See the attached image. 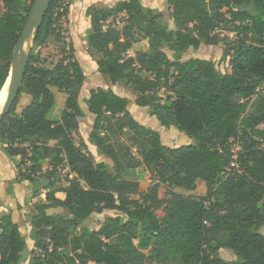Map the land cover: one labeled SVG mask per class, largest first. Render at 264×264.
Segmentation results:
<instances>
[{
	"label": "trees",
	"instance_id": "obj_1",
	"mask_svg": "<svg viewBox=\"0 0 264 264\" xmlns=\"http://www.w3.org/2000/svg\"><path fill=\"white\" fill-rule=\"evenodd\" d=\"M33 1L0 0V90ZM68 6L50 0L19 89L30 102L17 113L16 101L0 121V145L17 162L16 182L41 184L45 162L73 176L66 186L44 187V201L31 205L28 264H264V0H167L158 13L123 0L85 10L86 47L97 72L130 90L161 127L192 140L164 146L158 132L129 113L127 98L92 89L85 100L94 116L89 140L112 166L94 163L79 134L85 76L72 47L60 48L53 69L40 64L41 49L61 39L56 24ZM141 42L148 48L131 56ZM202 45L224 50L227 73L206 59H183ZM53 89L66 95L59 120L48 118ZM141 165L150 174L145 191L143 172L135 173ZM199 182L205 193L197 197ZM58 209L64 212L49 213ZM104 210L120 215L90 229L91 216ZM220 249L235 261L221 259ZM28 251L18 224L0 216V264H21Z\"/></svg>",
	"mask_w": 264,
	"mask_h": 264
},
{
	"label": "rangeland",
	"instance_id": "obj_2",
	"mask_svg": "<svg viewBox=\"0 0 264 264\" xmlns=\"http://www.w3.org/2000/svg\"><path fill=\"white\" fill-rule=\"evenodd\" d=\"M141 5L151 8L152 10H154L156 13L158 12H165L166 8H167V0H140ZM69 3H71L69 1ZM85 5L83 2H74V9L77 7V12H79L82 9V6ZM70 7V6H68ZM79 14V18H80V24H81V28H82V34H81V38H80V42L83 41V45L86 47V41H85V36H86V31L89 29L86 27H90L89 25V20L86 19L87 21L85 22L84 20V15L83 13L81 14L80 12ZM86 16V15H85ZM88 18V17H87ZM84 20V21H82ZM56 28L58 30V33L60 35V41H56L54 39H51L48 44L43 47L40 51V64L46 68V69H53L56 64L58 63V61L62 58V54L60 52V48L62 46L66 47L67 50H69V47H72L73 45H71V41H68L69 36L68 31L65 29V23L62 20H60V22H58L56 24ZM223 35H226L230 38V40L234 41L236 39V36L234 34H228V33H222ZM75 44V42H74ZM81 47V45H80ZM147 48L145 42H141L139 43V45H137L136 47H134L129 54L131 56H134V53L136 52V50L138 49H144ZM26 50V48H25ZM72 51L73 47H72ZM83 50H80V48L78 47L77 50V60L81 63V65H83L84 68V75H85V81L83 83V86L80 90V94L78 97V102L81 105L83 111L85 112V117L81 118L79 120V134L81 135L82 139L84 140L85 144H86V150L87 152L91 155L93 162L94 163H99V162H105L106 164L112 166V161L108 158H106L105 156H102L100 154L97 153L95 146L92 144V142L89 140V133L91 131L92 125H93V121H94V116H92L91 114L88 113L87 111V106L85 104V100L86 97L88 96V93L91 89H96V88H110L113 90V92L120 94L123 92V88L118 87V86H111L109 80L102 76V75H98V72L93 67H89L87 66L84 61L86 56L84 55V53L82 52ZM170 55V54H168ZM189 58H197V59H206L209 61H212L216 64L217 70L222 72V73H227L229 71V68L227 66L228 63V57L225 55L224 50L220 47H206V46H201L198 50H190L188 53H186V55L184 56L183 59H189ZM128 90V89H125ZM259 95L260 96H264V85L259 89ZM53 91L56 94V102H55V107L53 108L52 112L50 113V115L48 116L49 119L52 120H59L60 119V115L61 112L64 108V102L66 99V95L62 92H59L56 89H53ZM129 94L126 93L128 96L133 95L132 92L130 90ZM25 99V103L23 104L22 100ZM129 100V99H128ZM30 102V96L26 94V92H21L19 94L18 100L15 103V111L17 113H20L21 110L28 105ZM129 113L133 116V118L141 125L149 128V129H158L159 130V135L161 138V142L164 146L169 147V148H175L178 146H182L185 144H192V140L187 137L184 133H180L178 132L175 128H171L169 130L164 129L163 127L160 126L159 122L153 118L150 117L148 114V110L147 108H140L137 107L131 100H129V105L127 107ZM252 111V109L247 108V113H250ZM151 119L157 123V125H155L153 123V121H151ZM53 143H51L50 145H52ZM27 146V145H26ZM235 149V147H234ZM131 153L132 155L138 159L141 160V158L137 155L136 151L134 148L131 149ZM42 168V175L44 176V180H46L48 182V185L50 183H54L56 186L61 187V186H66L68 185V179L70 180L73 176L69 175V171L67 168H64L62 166L57 167L56 169H52L51 167L48 166V164L45 162L42 164L41 166ZM54 174L53 176L50 175L49 172H51ZM144 175V178L142 179L141 183V191H145L147 189V187L150 184V174L148 172H146V170L144 169V167L141 165L139 166V168H137L135 170V173L138 175V173H142ZM41 181V180H40ZM37 187V191L38 193H40V195H43V188H44V184L41 181V184H39ZM204 186H202L200 183H198V187L197 189L193 192L195 196H200L203 195L204 193ZM179 193L181 194H185L188 195L190 194V192L187 191H183V190H178ZM35 197H39V195L35 196ZM51 212V213H50ZM49 213L50 214H59V213H63L64 211L62 209H58V210H51ZM117 215H120L119 213L115 212V211H108V210H104L101 214H93L88 222V226L90 229H97L98 226L108 217H115ZM21 232L24 234V236L27 239V244L29 247V251L26 254V256L24 257L23 261L21 262V264H27V262L29 261L30 258V251L32 250V245L33 243L29 240V232L24 228V225L22 224L21 228H20ZM260 233L262 235H264V227L261 228ZM136 244L135 241H128L127 242V247H131L134 246ZM227 251V250H226ZM36 253H38V251H35ZM231 256L233 255L231 252L227 251ZM225 260V259H223ZM226 262H231L228 260H225Z\"/></svg>",
	"mask_w": 264,
	"mask_h": 264
},
{
	"label": "crops",
	"instance_id": "obj_3",
	"mask_svg": "<svg viewBox=\"0 0 264 264\" xmlns=\"http://www.w3.org/2000/svg\"><path fill=\"white\" fill-rule=\"evenodd\" d=\"M83 2L85 5L82 6V9L79 11L81 14L83 13L84 15V20L85 22L87 21L86 19L89 20L85 16V10L91 6H97V7H106V6H112L117 2L123 1V0H70V7L68 9L66 18L63 19L65 23V29L68 31V41H71V45H73V50H74V55L77 59V50L78 47L80 50H83L82 52L86 56L84 63L89 66L93 67L95 69V63L91 60V57L89 56L87 52V47L83 45V41L80 42L81 34H82V28H81V22L79 18V12H77V7L74 9L73 5L74 2ZM4 12V7L2 3L0 2V14ZM82 20V21H84ZM89 25H90V20H89ZM89 28L86 27V29ZM81 31V34H80ZM75 42V44H74ZM146 44V43H145ZM81 45V47H80ZM147 48L148 45L146 44ZM144 48V49H147ZM79 62V61H78ZM82 71L84 70L83 65L79 62ZM84 72V71H83ZM99 75V73H98ZM85 76V75H84ZM85 81V80H84ZM114 87V86H113ZM107 89V88H106ZM111 89V87H110ZM92 90V89H91ZM112 90V89H111ZM113 91V90H112ZM115 93V92H114ZM126 93L129 94L128 90L123 89V92L120 94L115 93L116 95L120 97L127 98L131 100L134 103V96L130 95L128 96ZM25 99L22 100L23 104L25 103ZM142 109V108H141ZM151 121H153L151 119ZM155 125H157L156 122L153 121ZM156 132H159V130L152 129ZM189 145V144H185ZM179 147V146H178ZM17 162L13 158L9 157L4 150V146L0 145V216L4 214H10L11 219L13 222L17 223L19 228H21L22 224L24 225V228L27 231H30V226L28 223V218L31 213V205L35 203H40L44 201L45 199V191H43V195L37 191L36 185L29 183V182H16V178L18 175L17 171ZM202 186L204 184L202 182H199ZM205 193V188L204 192ZM39 195V197H35ZM51 213V212H50ZM33 249V246L32 248ZM218 256L221 259H225L228 261H235V257L230 255L226 250L220 249L218 251ZM224 260V261H225ZM28 264V262H27Z\"/></svg>",
	"mask_w": 264,
	"mask_h": 264
},
{
	"label": "water",
	"instance_id": "obj_4",
	"mask_svg": "<svg viewBox=\"0 0 264 264\" xmlns=\"http://www.w3.org/2000/svg\"><path fill=\"white\" fill-rule=\"evenodd\" d=\"M49 3L50 0H34L30 7L27 19L14 47L8 78L3 85L4 87L6 82L9 80V93L4 107L0 112V121L9 114L13 104L18 99L19 89L22 85L28 63V51L31 48L33 36L37 32L44 14L49 7ZM42 181L44 187H47L48 182L44 179Z\"/></svg>",
	"mask_w": 264,
	"mask_h": 264
},
{
	"label": "bare ground",
	"instance_id": "obj_5",
	"mask_svg": "<svg viewBox=\"0 0 264 264\" xmlns=\"http://www.w3.org/2000/svg\"><path fill=\"white\" fill-rule=\"evenodd\" d=\"M8 93H9V80L6 82L5 86L0 92V112L2 111L4 104L7 100Z\"/></svg>",
	"mask_w": 264,
	"mask_h": 264
},
{
	"label": "built area",
	"instance_id": "obj_6",
	"mask_svg": "<svg viewBox=\"0 0 264 264\" xmlns=\"http://www.w3.org/2000/svg\"><path fill=\"white\" fill-rule=\"evenodd\" d=\"M69 1L70 0H58V5L63 9L66 6L69 5ZM239 150V148L237 146H235V149L233 148V152L234 154H236V152ZM233 165V164H232Z\"/></svg>",
	"mask_w": 264,
	"mask_h": 264
}]
</instances>
